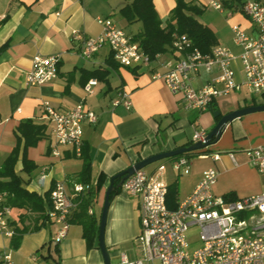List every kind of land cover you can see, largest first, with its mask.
<instances>
[{
  "label": "crops",
  "instance_id": "obj_1",
  "mask_svg": "<svg viewBox=\"0 0 264 264\" xmlns=\"http://www.w3.org/2000/svg\"><path fill=\"white\" fill-rule=\"evenodd\" d=\"M203 8L197 19L211 29L216 44L228 47L234 54L239 48L232 40L231 25L237 24L248 33H254L247 16L237 10L240 1L225 0L223 9L211 8L210 0H187ZM264 1V0H260ZM131 0H0V165L16 143L15 129L22 119H33L45 125V136L34 146L26 148V157L35 165L26 174L22 169L20 156L14 170L20 175L24 186L37 192H45L56 180L64 181L68 190L81 169L82 160L70 149H62V156L53 158L49 152V123L44 118L42 102H48L56 109H69L80 105L97 115L95 123L82 124V145L87 148L91 161L90 184L93 195L91 210L97 221L104 201L105 189L112 175L150 155L187 146L193 130L202 127L208 133L216 124L214 110L220 115L248 105L264 103L261 96L254 95L245 87L214 99L204 110L186 108L180 93H172L161 79L152 73L162 68L153 62L150 69L122 66L113 58L114 66L108 61L112 55L107 45H102L89 58L82 57L70 39L73 29L86 35L96 36L102 31L97 17L110 18L129 36L140 31L141 22H127L120 8ZM162 25L166 24L174 0H152ZM58 53L57 77L41 85H26L25 73L31 68V57ZM173 51L160 54V60L176 58ZM235 80L242 81L240 63L232 62ZM106 70L105 80L90 73ZM216 70H201L192 79L200 87L215 76ZM97 83L91 93L83 89L88 79ZM121 89L128 91L130 109L122 104L112 105ZM262 146L264 151V110L244 114L228 122L219 138L207 146V154L192 153L187 173L176 172L171 167L173 157L151 163L145 168L152 171L161 165L168 185L176 183L177 198L182 199L199 183L201 173L207 168L216 172L211 191L216 195L232 193L235 197L264 191V172L251 166L245 151ZM234 153L236 164L228 157ZM218 154L214 159L212 156ZM43 167L47 176L43 187L36 179ZM102 184L96 187V181ZM138 199L121 189L109 202L104 227V243L110 264H124L121 256L133 260L137 256L133 244L139 230ZM27 218L24 224L39 225L33 220L35 214L25 208L11 207L7 219L21 224L20 214ZM55 223L45 222L38 229L22 235L19 245L13 248L10 238L0 234V252L10 251L13 264H104L95 238L87 246L82 236L81 225L71 223L65 236L54 243ZM130 253V255H129Z\"/></svg>",
  "mask_w": 264,
  "mask_h": 264
},
{
  "label": "built area",
  "instance_id": "obj_2",
  "mask_svg": "<svg viewBox=\"0 0 264 264\" xmlns=\"http://www.w3.org/2000/svg\"><path fill=\"white\" fill-rule=\"evenodd\" d=\"M225 0H210L211 8L222 10ZM237 10L243 12L251 23L254 33H248L237 24L231 25L232 40L239 48L234 54L228 47L214 44L208 53L193 47L186 35H174L171 50L174 59L154 60L141 50L139 43L119 28L110 18L97 17L101 26L99 35H86L73 29L70 39L75 42L79 54L89 58L102 45L110 48L113 58L122 66H136L150 69L156 61L161 71L152 76L161 79L172 93L182 95L184 106L199 111L206 109L211 102L226 96L234 90L245 87L254 95L264 94V1L241 0ZM4 15H0V21ZM60 54L31 57V68L25 73L26 85H41L57 77V64ZM240 63L243 79L235 80L232 62ZM215 69V76L200 87L191 81L201 70ZM97 83L95 78L88 79L84 91L91 93ZM119 97L112 102L130 109L128 91L121 89ZM44 118L49 123V152L53 158L62 156V149H70L78 156L82 145V124L95 123L97 115L80 105L69 109H56L48 102H42ZM207 132L198 127L193 130L191 142H205ZM203 149L202 151H204ZM251 166L264 172V151L262 146L245 151ZM206 155L207 152L201 153ZM228 157L236 164L234 153ZM214 159L218 154L212 156ZM171 167L179 173H187L189 159L178 155L171 161ZM47 167H43L36 182L40 187L45 184ZM216 172L213 168L202 171L199 183L186 197L176 200V208L167 206L168 184L161 165L152 171L144 168L134 171L121 183L120 189L138 199L139 230L133 240L137 256L124 264H264V191L235 197L229 194L216 195L211 191ZM92 190L90 183L75 182L70 190L64 181L56 180L49 188L50 207L48 221L55 223L54 243L66 234L69 217L76 208L77 198ZM0 194V234L11 238L13 228L7 219L10 207L3 205ZM92 214L91 207L87 208ZM0 264H13L11 252H0Z\"/></svg>",
  "mask_w": 264,
  "mask_h": 264
},
{
  "label": "trees",
  "instance_id": "obj_3",
  "mask_svg": "<svg viewBox=\"0 0 264 264\" xmlns=\"http://www.w3.org/2000/svg\"><path fill=\"white\" fill-rule=\"evenodd\" d=\"M175 5L170 9L166 24L162 25L161 19L157 16L154 10L152 0H131L130 3L125 4L118 12L129 23L131 21H140L141 29L132 36L134 41L139 43L141 50L154 60L157 55L172 51L171 44L174 35H186L191 45L199 49L202 53H208L210 48L216 44V37L209 27L202 24L197 17L202 14L203 8L193 4L187 0H174ZM241 1V0H238ZM225 4V2H224ZM3 46L0 47V51ZM108 61L116 66L113 62V56L110 55ZM138 68L130 67V71L136 74ZM107 75L106 70H95L90 73L97 79L105 80ZM264 102V98L262 100ZM219 116L216 117L218 119ZM45 125L35 122L33 119H22L18 123L16 133V143L9 155L5 158L2 165H0V194H3V205L18 208H25L30 213H34L33 220L35 223L41 221L39 225L24 224L27 216L20 214L19 223H13V235L10 238V245L16 248L19 245L22 235L26 232L33 231L39 226L48 221L47 210L50 207L49 189L45 192H37L30 190L24 186L20 175L14 170V166L20 156L22 162V171L29 174L35 167L34 163L27 159L26 148L34 146L37 141L45 136ZM190 142L188 145H190ZM81 152L79 158L82 160L81 169L74 179L75 182L89 183L91 172V161L87 152L86 146H80ZM204 153V151H192L179 155L190 157L192 153ZM178 156V155H176ZM175 157V156H174ZM173 157V158H174ZM115 180V184L117 183ZM102 181H96V187H100ZM120 187L112 191L109 195L111 199ZM177 185L172 183L168 185L167 192V206L169 208H176ZM93 191H89L84 196L77 198L76 208L72 211L69 217L70 223H77L81 225L82 236L86 241L87 246L94 244L97 238L98 221L93 214H88L87 208L91 204ZM231 199L235 198L232 193L227 196ZM10 223V222H9ZM11 224V223H10Z\"/></svg>",
  "mask_w": 264,
  "mask_h": 264
},
{
  "label": "water",
  "instance_id": "obj_4",
  "mask_svg": "<svg viewBox=\"0 0 264 264\" xmlns=\"http://www.w3.org/2000/svg\"><path fill=\"white\" fill-rule=\"evenodd\" d=\"M264 110V103L262 104H256V105H248L244 106L238 109L231 110L227 112L224 115H221L219 119L217 120L216 124L213 126V129H211L205 137V142L201 143L199 141L195 143H191L190 145L179 147L173 150L164 151L160 153H156L153 155L148 156L147 158H143L125 169L121 170V172H117L116 174L112 175L109 179L108 186L105 189L104 194V201L101 208L99 221H98V232H97V245L101 251L104 264H110L109 254L105 247L104 243V227L106 222V216H107V210L109 206V195L112 191L116 190L118 187L121 186V183L124 179H126L130 174H132L134 171L139 170L151 163H154L156 161H159L161 159L174 157L176 155L186 153V152H192V151H200L203 149H206L208 145H210L213 141L217 140L219 136L221 135V132L224 128V126L233 120L234 118L240 117L244 114L256 112V111H263ZM212 115L214 117H217L220 115L219 110H214L212 112ZM118 180L115 184V180Z\"/></svg>",
  "mask_w": 264,
  "mask_h": 264
},
{
  "label": "rangeland",
  "instance_id": "obj_5",
  "mask_svg": "<svg viewBox=\"0 0 264 264\" xmlns=\"http://www.w3.org/2000/svg\"><path fill=\"white\" fill-rule=\"evenodd\" d=\"M166 159V158H165ZM162 160V159H161ZM155 163V162H154ZM150 165V164H149ZM146 167H148V165L147 166H145V167H143L144 169L146 168ZM129 255H130V253H129Z\"/></svg>",
  "mask_w": 264,
  "mask_h": 264
}]
</instances>
